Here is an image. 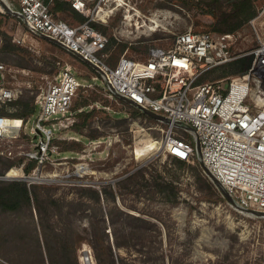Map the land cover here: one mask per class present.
<instances>
[{"label":"rangeland","instance_id":"374dc122","mask_svg":"<svg viewBox=\"0 0 264 264\" xmlns=\"http://www.w3.org/2000/svg\"><path fill=\"white\" fill-rule=\"evenodd\" d=\"M253 1L256 15L237 30V51L256 45L249 21L257 16L264 40V0ZM234 2L106 0V20L92 24L111 41L112 63L125 53L143 60L152 47L171 45L183 31L231 27L222 17L233 12ZM1 6L0 82L19 92L6 105L9 116L23 111V103L36 113L39 93L69 65L83 86L71 108L74 124L58 131L54 151L39 169L38 159L30 164L24 154L32 149L26 122L33 113L15 137L0 142V176L18 175L16 167L25 163V174L36 177H0V186L21 181L31 190L29 203L0 208V264H86L87 255L91 264H264V216L232 205L199 158L166 155L160 148L163 122L142 110L135 114L91 65L30 34ZM54 13L72 25L82 23L57 5ZM249 62L212 68L200 81L236 75Z\"/></svg>","mask_w":264,"mask_h":264},{"label":"built area","instance_id":"2783aa9c","mask_svg":"<svg viewBox=\"0 0 264 264\" xmlns=\"http://www.w3.org/2000/svg\"><path fill=\"white\" fill-rule=\"evenodd\" d=\"M55 1L0 0V7L1 3L6 5L30 34L48 35L66 51L79 53L97 65L102 83L118 98H128L167 117V122L160 120L165 124L160 148L166 155L195 161L200 147L201 163L221 182L237 206L264 211V40L258 23L260 16L249 21L256 38V45L250 49L236 50L238 31L189 29L177 34L169 46L152 47L143 60L125 53L112 63L109 38L92 24L95 18L103 20L99 13L106 0H63L89 15L77 25L55 16ZM236 60L250 61L242 73L200 81L212 68ZM4 69L1 64L3 80ZM79 78L69 65L37 96L38 111L26 122L27 127L31 124L27 135L32 149L24 153L28 160L38 159L35 169L54 151L58 131L75 122L71 108L83 86ZM18 94L16 87L0 82V142L15 137L16 133L9 131L10 116L2 110H8L6 105ZM17 168H21L22 177L5 176L31 179L25 174V163Z\"/></svg>","mask_w":264,"mask_h":264},{"label":"trees","instance_id":"16d2710c","mask_svg":"<svg viewBox=\"0 0 264 264\" xmlns=\"http://www.w3.org/2000/svg\"><path fill=\"white\" fill-rule=\"evenodd\" d=\"M55 5H57L58 8L63 9V11L66 12L67 16L69 15L74 16L80 22H84L87 19V17H85L82 13L78 12L77 10L73 9L70 6V4L66 1L56 0L54 6ZM54 6L52 8L53 12H54ZM255 15H256V10L254 7L253 0H235L233 4V12L228 15H224L222 17V20L226 21V23L231 21V27H227L221 30V33L235 32L239 30L244 25L245 22H247L251 17ZM93 24L95 25V23ZM215 30H217V28ZM110 44L111 41L110 43H108V46ZM125 47L126 45L121 46L122 51L125 49ZM236 61H242V60H236ZM244 69H240L239 71H237V74L242 73ZM23 106H24L23 111L13 112L10 114V116L23 118L25 120L27 119L28 116L34 113V107H32L29 103H23ZM135 109H136V111L134 112L135 114H143V112L137 107H135ZM2 112L5 113V109H3ZM75 126L77 127L78 124H76ZM30 161H31L30 164L34 163L33 160ZM30 164L27 166L28 169H30V167L32 166ZM97 195L99 197L98 193ZM21 200H26L28 203L31 200V190L26 183L21 181H13L8 183L7 185L0 186V208L10 206L11 204H12L11 207H14L18 205ZM116 245L119 246L120 244L116 243Z\"/></svg>","mask_w":264,"mask_h":264},{"label":"water","instance_id":"95a60500","mask_svg":"<svg viewBox=\"0 0 264 264\" xmlns=\"http://www.w3.org/2000/svg\"><path fill=\"white\" fill-rule=\"evenodd\" d=\"M5 7H7L5 5ZM42 37L54 42V43H57V40L48 36V35H44V34H41ZM74 54L76 56H78L79 58L83 59V57L79 54V53H76L74 52ZM85 62H87L89 65H91L97 72L100 71L99 67L97 65H94L93 63H91L90 61L86 60V59H83ZM124 101L128 102L129 104L131 105H135L137 106L139 109H141L145 114L157 119V120H161V121H164V122H167L168 121V118L163 116V115H160V114H157L149 109H145L143 108L142 106L140 105H137L135 104L132 100L128 99V98H124L122 97ZM38 133H40V131L38 130ZM198 158L200 159L201 158V151H200V147L198 148ZM206 170L208 171L210 177L215 181V183H217L219 185V187L221 188L222 192L224 193L225 197L232 203V205H237L236 202L234 201L233 197L230 195V193L226 190V188L221 184V182L213 175V173H211L207 168ZM3 179H8L7 176H3L1 177ZM247 212H250V213H253V214H256V215H260V216H264V211H259V210H255V209H243ZM86 260L88 261V264H91L90 263V256H86Z\"/></svg>","mask_w":264,"mask_h":264},{"label":"bare ground","instance_id":"6f19581e","mask_svg":"<svg viewBox=\"0 0 264 264\" xmlns=\"http://www.w3.org/2000/svg\"><path fill=\"white\" fill-rule=\"evenodd\" d=\"M116 1H118V0H116ZM101 12H103V13H101ZM101 12L99 14L103 18V20H106L105 15H104V13L106 12L105 11V8H103L101 10ZM127 19L129 20L128 23L129 24H132L131 23V20L133 19V16L131 14H128L127 15ZM150 21H151V23H155V24L160 25V22H159V20L156 17H151L150 18ZM150 27H151V29L155 28L154 26H149V28ZM9 123H10V126H11V128L9 129V131H10L11 134L12 133L15 134L16 132H18L19 129H21L22 127H24L23 120L21 118H18V117L10 118ZM16 169L19 171V174L16 175V176H10V177H22L23 176V174H21V169L20 168H17V167H16ZM7 176H9V175H7ZM35 178L36 177H31V179H35ZM90 263H91V261H90ZM86 264H88V261H87Z\"/></svg>","mask_w":264,"mask_h":264}]
</instances>
